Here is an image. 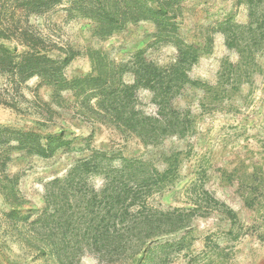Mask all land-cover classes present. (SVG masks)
<instances>
[{
	"label": "rangeland",
	"instance_id": "1",
	"mask_svg": "<svg viewBox=\"0 0 264 264\" xmlns=\"http://www.w3.org/2000/svg\"><path fill=\"white\" fill-rule=\"evenodd\" d=\"M24 4L0 0V264H134L130 259L101 260L85 245L74 258L59 261L40 230L7 217L9 204L19 203L21 214L35 219L45 206L47 184L65 177L93 151L113 158V166L120 158H137L158 170L166 167L163 156L179 154L171 183L147 202L156 210L187 213L182 231L156 241L185 237L184 249L156 252L145 264H264V43L252 48L253 66L240 73L238 91L222 98L186 86L173 104L189 114L190 131L183 138L165 137L156 146H145L134 133L115 126L101 106L104 97L70 90L58 98L51 83L37 76L24 80L11 63L20 62L26 52L50 59L68 56L62 75L69 82L92 73L93 52L101 53L107 64H120L143 50L146 58L166 67L176 55L174 46L157 39L148 21L126 23L102 38L93 33L92 20L67 15L66 2L39 15H28ZM179 5L173 15L177 34L200 48L188 77L215 86L222 62L238 61L220 25L245 24L248 7L239 0H183ZM259 10L262 19L264 7ZM230 35L249 38L240 29ZM122 80L131 82L127 75ZM135 99L134 110L155 114L149 92L140 90ZM11 130H31L42 137L62 133L67 146L47 158L27 154L15 149ZM12 180L15 197H7ZM87 181L95 189L102 185L99 176ZM203 190L224 206L212 207Z\"/></svg>",
	"mask_w": 264,
	"mask_h": 264
},
{
	"label": "trees",
	"instance_id": "2",
	"mask_svg": "<svg viewBox=\"0 0 264 264\" xmlns=\"http://www.w3.org/2000/svg\"><path fill=\"white\" fill-rule=\"evenodd\" d=\"M182 1L152 0L149 5L147 0H25L24 4L28 15H39L66 2L69 4L67 15L92 20L96 25L93 33L102 38L119 31L129 22H151L157 39L171 43L176 50L173 62L166 67L146 58L143 50L120 64H107L101 53L93 52L90 55L92 73L69 82L62 75L71 61L68 56L50 59L36 52H26L20 62L11 65L24 80L37 76L41 81L51 83L49 85L58 98L63 91L70 90L77 93L90 91L104 97L101 106L112 115L115 126L134 133L145 146H156L165 137L183 138L190 131L191 121L188 113L174 106V99L186 86L201 88L207 94L222 98L238 91L240 73L253 66L252 48L264 43V18L259 17L264 0H239L248 7L247 22L220 25L227 46L235 49L238 61L234 64L227 60L222 62L215 86L188 77V71L197 63L200 48L183 42L177 34L173 15ZM232 29L246 30L249 38L245 41L242 36L230 35ZM126 75L131 78L130 83L122 80ZM140 90L151 94V102L156 107L153 116L134 110L133 101ZM8 135L16 145L15 149L43 158L67 146L62 133L42 137L31 130H11ZM178 156L177 153L163 156L166 167L158 170L137 158H120V164L113 166V158L93 151L88 158L74 165L65 177L55 178L47 184L45 206L34 215L35 219L22 215L19 203L9 204L11 211L7 217L15 223L40 230L59 261L74 258L83 245L101 260L130 259L134 264L150 262L156 258V252L163 254L168 249L179 253L184 249L185 237L163 243L156 241L182 231L187 213L179 209L156 210L147 202L153 193L171 183L179 164ZM92 176L102 178L99 189L87 184V178ZM11 185L12 188H7V197L15 195L13 180ZM203 193L213 203L212 207L224 206L206 190Z\"/></svg>",
	"mask_w": 264,
	"mask_h": 264
}]
</instances>
